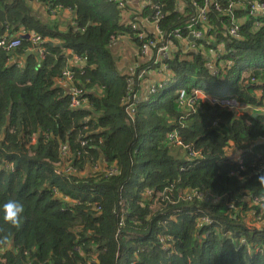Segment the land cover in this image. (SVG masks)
<instances>
[{"label": "trees", "instance_id": "16d2710c", "mask_svg": "<svg viewBox=\"0 0 264 264\" xmlns=\"http://www.w3.org/2000/svg\"><path fill=\"white\" fill-rule=\"evenodd\" d=\"M37 1L73 9L77 28L61 31L25 0H0V35L14 28L45 38L40 64L35 57L25 67L7 64L13 52L26 53L29 39L12 52L0 48V264H264V144L257 143L264 112L238 115L199 98L196 112L180 119L184 108L176 100L177 87L224 96L217 88L264 106V13L214 0L205 22L191 0H156L165 14L162 41L177 44L168 34L178 28L186 37L191 29L211 31L166 61L175 85L142 99L132 118L122 98L129 78L141 90L143 68L120 74L109 48L111 34L137 33L125 11L112 0ZM144 12L154 15V8ZM232 12L238 37L228 32ZM135 40L141 47L144 40ZM68 50L85 63L71 68L73 80L65 78L84 92L77 108L70 106L72 91L56 86ZM151 64L142 67L160 66ZM182 122L184 143L202 157L177 152L169 133ZM232 143L241 149L243 171L227 150ZM90 156L112 162L105 169L112 174L88 176ZM9 200L23 205L18 217L9 208L5 218ZM250 211L262 215L261 225L247 224L243 214Z\"/></svg>", "mask_w": 264, "mask_h": 264}, {"label": "built area", "instance_id": "2783aa9c", "mask_svg": "<svg viewBox=\"0 0 264 264\" xmlns=\"http://www.w3.org/2000/svg\"><path fill=\"white\" fill-rule=\"evenodd\" d=\"M113 2L119 4V7L125 11V7L127 5V3H129L131 0H112ZM156 0H150L149 1V5H152V7L154 8V15H151V21L154 22L156 29L158 31V37H147L145 36L143 33L139 32L138 30V23L136 22H131V21H127V24H131V29L133 31L137 32V38L139 37V39L144 40L141 44L140 50L141 52L147 53L148 51H150L151 49L154 50L155 52V56L153 57L154 60V64L157 65L158 63H160L161 67L157 68V69H153L152 71H156L157 74H161L165 72V70L167 71H171L168 68V64L166 63L167 60L171 59L173 57V54L175 52H171L170 49L173 48V46L175 45V42L172 40H167V41H162L165 36L167 35V33H164V31L161 29L160 27V21L165 17L164 12L162 11L161 5L155 2ZM194 7L197 10V14L198 17L201 21H207L209 18L208 12H209V7L210 4L212 3V1L214 0H205V4L199 5L197 0H191ZM215 3V7L216 9H220L221 7L217 2ZM235 2H230V6H234ZM238 4L239 5H244V6H249V10L254 13H264V0H238ZM53 10V9H51ZM232 15V20H233V24L232 26L228 29V32L230 33V35L238 37L239 36V31H240V22H237V20L235 19L234 13H231ZM138 19V18H137ZM139 20V19H138ZM257 24L259 25L260 23L257 22ZM211 29L208 28L206 31H201L199 29H191L190 34L189 35H193L195 37V41H192V49L196 48V41L199 39H203L205 36H207V33L210 32ZM25 34V32L23 33ZM22 34V35H23ZM22 35L21 36H17V37H13L12 35H8V34H2L0 35V48H2L3 50L7 51V52H12L15 51L16 49H18L21 45H22ZM168 35H172L176 40L181 41L184 39H188V37L184 36V34L182 33L181 29H175L171 34ZM117 38L116 35L112 36V39ZM30 40L33 43L35 49L39 52V54L41 55V57L43 58L44 53H45V48L43 46H41V43L43 42V38L41 35L37 34V33H30ZM152 65V64H150ZM136 68H138L139 66H135ZM165 69V70H164ZM149 71H150V67L148 68H143L142 70H140L139 73V77L138 79H144V77H146L147 75H149ZM151 71V72H152ZM217 73V71L215 72ZM63 76L64 78L73 80L74 79V75L73 72L70 69H66L63 72ZM172 80V73L169 77V79L167 80H156L151 82L148 86H147V96L150 95H154L156 94L158 91H162L164 89H166V87L170 84V81ZM252 81H256L255 78H251ZM248 82V81H247ZM127 83L129 84V87L127 89V92L125 93V96L122 98L123 104L125 105L126 111L127 113L130 115V117L134 118L135 114L137 112V108L139 103L142 100V96L139 94V92L135 91V84H137L135 82V79L129 78L127 80ZM175 85V83H174ZM178 90V96L176 98L177 102L179 103V106L181 108H184V114L180 116V119H187L186 117L189 115V117L196 112V104H197V100L199 98H201L200 93L202 92L201 90H195L192 93H188V91L186 90V88L184 87H177ZM83 90L82 89H76L74 88L72 90L71 93V98H70V106L71 108H77L81 105L82 103V96H83ZM204 92H202L203 94ZM230 92H227L225 94H221L224 96H209L206 95L204 96V100H209L212 104H219L222 107H227L230 108L232 110L233 106H231V102H235L236 104L238 103V105L243 106V109L241 110H234L235 112L239 114H242L243 112H250V113H255L257 111H250V109L252 110H259V109H264V106H253L254 104L252 103H240L237 100V97L232 93L229 94ZM219 100H221V102H218ZM205 102V101H203ZM237 106V105H234ZM264 112V110H263ZM184 127V122H182L181 125L176 126L175 129H173L170 133H169V138L171 139V141L174 142L175 147H178L180 149L184 148V152L187 153L186 158L187 160H191V159H196L199 157H202V154H199L197 152H194L192 149H190L189 145H186L184 143V140L182 139L181 136V129ZM260 144H264V136L260 139H258ZM179 142V143H178ZM83 145L87 143L86 140L82 141ZM64 149L66 148V146L63 147ZM248 151H251L250 149H248ZM244 155L249 154L248 152L244 151L243 152ZM243 162H244V158L243 156L238 160V164L241 166L242 170H245V168L243 167ZM183 169V167L181 168ZM58 173H61L60 169H57ZM115 173V171H114ZM109 174H112L109 173ZM226 201V200H225ZM227 207H233V205H227ZM100 208V207H99ZM204 223L205 224H209L212 222V220L209 217H205L204 219ZM121 225H123V221L120 223ZM163 240V239H162Z\"/></svg>", "mask_w": 264, "mask_h": 264}, {"label": "crops", "instance_id": "0c3cea01", "mask_svg": "<svg viewBox=\"0 0 264 264\" xmlns=\"http://www.w3.org/2000/svg\"><path fill=\"white\" fill-rule=\"evenodd\" d=\"M13 1L14 0H10L11 3ZM25 1H26V3H28L29 6H31L34 9V12L38 17L42 18L45 21L56 22L61 31L69 29L70 27L77 28L76 13L70 7H60V8L55 7V8H53V10H51L49 7H47L46 4L41 3L37 0H25ZM149 1L150 0H131L129 3H127V5L125 7V13L123 14V17H127L131 22L138 23L139 32L143 33L148 38L149 37H155L156 38L159 35H158V31L156 29L154 22L151 21L152 20L150 17L151 15H146L144 12L146 7L149 5ZM236 5L240 6L239 4H236ZM127 15H129V16H127ZM13 30H14V32L7 30L4 34L12 35L13 37L21 36L23 34V32H20V29L15 30L13 28ZM30 33H36V32L33 31ZM30 33H25V34H30ZM208 33H207V35H208ZM113 35H116L117 38L112 39ZM135 38L137 39V33L135 35H133L132 33H128V32L124 33V34L113 33L110 35V42H109L110 47L109 48L114 53L113 57H114V59H116V61H115L116 65L118 66L119 73L122 75L129 74V75L134 76L135 75V69H136L135 66H139L141 68H144V67H142V65H147V66L150 65L152 63L153 57L155 56V52L153 49H151L147 53L143 54L141 52L140 47L138 46ZM44 40H45V38H44ZM32 45H33V43L27 49L26 53L30 50H33V51L36 50L34 45L33 46ZM58 45H60V44L57 43L56 46H58ZM183 49H185V51H188V52L192 51V41L190 40V35L188 36V39H186V40L183 39L182 42L178 41V43L175 44L173 46V48L170 50H171V52H176L177 50H183ZM68 53H69V55H71V57H69L68 65H67L68 68H66V69L72 70L71 68H73L74 66H83L85 64L84 60L81 57L77 56L76 54L72 53L71 50H68ZM19 56H20V54L17 51L13 52L11 60L10 61L8 60L7 64L11 65V64L16 63L17 66H19V67L20 66L25 67L26 62L23 61L22 58H19ZM212 56L215 57V53H212ZM29 57H35V58H37V60L39 62V59L36 56V54H32ZM40 63H41V61L39 62V64ZM160 67H161V65L159 67L150 68L149 75L144 77V79H139L140 81L142 80L141 81L142 85H141V83L138 82V87L141 89L140 91L138 89V91H139V94L142 96V99L147 97V95H146L147 94V86L151 82L156 81V80L163 81V80L169 79V77L171 75V71H167L164 69L165 72L162 73V75L157 74L156 71H152L153 69H157ZM139 85H141V86H139ZM56 86L60 87L65 92V94H69L72 91L71 86L69 85L68 81L63 77L57 79ZM203 96H206V94L203 93ZM262 101L264 103V99ZM87 105H88V102L85 101L84 106H87ZM257 143L260 144L259 140L257 141ZM230 147L234 148V150L232 152H230V155L234 158V160H235L234 162H238V160L241 158V156L238 155V153L241 151L240 147H237L236 144H234V143H232ZM248 147L249 148H245L242 151L244 152L245 150H248V149L252 150L254 148V145H250ZM183 153H185V152L183 151L182 154ZM185 157H186V155H185Z\"/></svg>", "mask_w": 264, "mask_h": 264}, {"label": "rangeland", "instance_id": "374dc122", "mask_svg": "<svg viewBox=\"0 0 264 264\" xmlns=\"http://www.w3.org/2000/svg\"><path fill=\"white\" fill-rule=\"evenodd\" d=\"M127 16H129V15H127ZM25 54H26V53L20 55L19 58H23L22 56H24ZM173 85H174V81L171 80V81H170V84L166 87V89H170ZM164 90H165V89H164ZM214 90H216V92H218L219 94H225V93L228 92V90H218V91H217V88L214 89ZM210 92H213V91L211 90ZM199 96H201L202 101H208V100H204V96H203L202 92L200 93ZM209 96H210V95H209ZM257 96L260 97V94H258ZM218 102H221V100H219ZM209 103L212 104L211 102H209ZM230 105L233 106V109H234V110H241V109H243V106L238 105V103L236 104L235 102H231ZM234 105H237V106H234ZM253 106L256 107V105H253ZM263 110H264V109H259V110H252V109H250V111H263ZM252 114H253V113H252ZM257 115H258V114H257ZM188 117H189V115H188L186 118H188ZM178 143H179V142H178ZM82 144H83V143H82ZM178 147H180V146H178ZM245 148H249V147L247 146V147H245ZM182 150H184V148H182V149H178L177 152H180V151H182ZM227 150H228L229 152H232V151L234 150V148H232V147L229 146V148L227 147ZM88 153H89V152H87V154H88ZM94 158H95V157H94ZM94 158L91 157V156L87 158V159H88L87 161H88V163H89V168H90V170H89L88 173H87L88 176L98 177V176H101V175H105V176L108 175L109 173L106 172L105 169L109 167L108 165H113V163L110 162L107 158L100 159V160H97V158H95V159H94ZM258 166H259V164H257V163H252V164L250 165V168L253 169V170H255V171H257ZM99 167H100V168H103V169H102V170H103V173H102L101 171H99ZM112 168H115V167H112ZM114 171H115V170H114ZM241 171H243V170L241 169ZM117 172H118V171H117ZM117 172H116V173H117ZM149 193H150V191H149ZM151 193H153L152 190H151ZM165 195H166V198H169V199L172 198L171 195H170V193H169V194L166 193ZM180 198H181V199H185V195L182 194V193H180ZM188 198H191V197H188ZM255 200H256L255 203H258V202H259V199H255ZM252 205H254V204L251 203L250 206H252ZM95 206H96V205H95ZM96 210H100L99 206L96 207ZM236 211H237V210H236ZM243 216H244V218H245V220H246V222H247V224H248L249 226L261 225V224H262V221H263L262 215H259V214H255V215H253V213L250 211V212H247V214H243Z\"/></svg>", "mask_w": 264, "mask_h": 264}, {"label": "clouds", "instance_id": "9594fccd", "mask_svg": "<svg viewBox=\"0 0 264 264\" xmlns=\"http://www.w3.org/2000/svg\"><path fill=\"white\" fill-rule=\"evenodd\" d=\"M24 35V34H23ZM23 35H22V37H23ZM24 38V37H23ZM22 38V39H23ZM26 39H28V38H26ZM29 40H30V38H29ZM44 40V39H43ZM41 46H42V44H41ZM35 51H37V50H35ZM37 53H38V55L40 56V58H41V61H42V57H41V55L39 54V52L37 51ZM9 208H11L12 210H13V213H14V215L16 216V217H18L20 214H22V212H23V205L22 204H20L18 201H15V200H9L7 203H5L4 205H3V209H4V215H5V218L7 219L8 218V216H7V209H9Z\"/></svg>", "mask_w": 264, "mask_h": 264}, {"label": "water", "instance_id": "95a60500", "mask_svg": "<svg viewBox=\"0 0 264 264\" xmlns=\"http://www.w3.org/2000/svg\"><path fill=\"white\" fill-rule=\"evenodd\" d=\"M23 37L24 38H30V34H25V35H23ZM206 38V36L203 38V39H205ZM190 40L191 41H195V37L191 34L190 35ZM35 52V53H34ZM32 54H36V56L38 57V59H39V62L41 61V58H40V56L38 55V53H37V51H33V50H30V51H28L24 56H23V58H22V60L23 61H25L26 62V60L28 59V57L30 56V55H32ZM24 62V63H25ZM254 117H256L257 116V113H254V114H252Z\"/></svg>", "mask_w": 264, "mask_h": 264}]
</instances>
